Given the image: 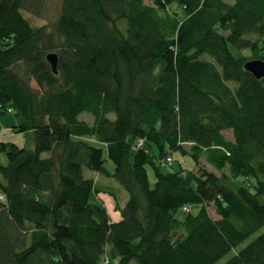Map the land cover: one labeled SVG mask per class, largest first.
Instances as JSON below:
<instances>
[{"label": "trees", "instance_id": "obj_1", "mask_svg": "<svg viewBox=\"0 0 264 264\" xmlns=\"http://www.w3.org/2000/svg\"><path fill=\"white\" fill-rule=\"evenodd\" d=\"M51 9L43 25L26 15ZM252 59L264 61V0H0V116L33 140L0 141V264H264V231L242 245L264 227Z\"/></svg>", "mask_w": 264, "mask_h": 264}, {"label": "rangeland", "instance_id": "obj_2", "mask_svg": "<svg viewBox=\"0 0 264 264\" xmlns=\"http://www.w3.org/2000/svg\"><path fill=\"white\" fill-rule=\"evenodd\" d=\"M147 1V0H146ZM226 2H229V3H232L233 0H224ZM32 21V24L34 25H43V24H47L49 18L52 19L54 17V11L53 9L49 10L48 12V17L46 18H43V17H34V16H31V15H28L26 14ZM117 27L119 29H122L124 30V21L123 20H119L117 22ZM31 85L35 88V84L33 82H31ZM109 116L111 118L114 117L113 114H109ZM80 118L87 121L88 123H92V119L91 117L88 115V114H82L80 115ZM18 122L16 120V118L14 117V115L11 113H7L3 116H0V131H2L3 128L7 129V130H11V128L15 125H17ZM4 129V130H5ZM15 133V132H14ZM13 133V134H14ZM224 137L226 139H232V132L230 130H226V131H223L222 132ZM24 134V133H23ZM4 138V137H3ZM23 141H24V144L22 146H28V147H32V136L31 134H28V135H24L22 137ZM10 141H12V138H10ZM45 156H48V153H43L42 154V157H45ZM103 156H104V168L109 172V173H112V170H113V164L112 162L107 159V156H106V152L104 150V153H103ZM0 162L2 164H4L6 162V159H5V156L0 153ZM176 162H174L172 164V168H176ZM187 165V164H186ZM206 165V168L212 172H214L215 174H219L218 171H216L213 167H211L210 165L208 164H205ZM169 169V168H168ZM83 176L84 177H87V178H93L96 180V178H98L96 180L97 182V185L100 187H104L106 189H108L109 191H111L113 193V195L115 196V200L119 203V205H121L124 201V199L127 197V194L126 192L124 191V189L111 177V176H106L104 174H100V175H97L96 172H93V171H90L86 168H83ZM148 175H149V179H150V184L153 183V178H152V173L151 171H148ZM122 194H124V196H122ZM98 197L102 200H104V202L102 201L103 205L105 206L106 208V211H107V214L108 216L110 217V215L114 218V219H119V213H118V210L116 208V203L113 199V197H109L108 194H102V193H99L98 194ZM3 198L1 195H0V199ZM123 198V199H122ZM106 204V205H105ZM207 211L209 213V215H211L212 217H216L215 213H214V210L213 208L211 207H207ZM195 207L192 208V211L194 212L195 211ZM110 213V214H109ZM111 219V217H110ZM262 231H264V227L258 231L257 233L255 234H252L251 236H249L244 242L242 245L248 243L251 239H253L255 236H257L259 233H261ZM226 260V258L220 260L217 264H221L223 263L224 261ZM130 264H135L133 261L130 263Z\"/></svg>", "mask_w": 264, "mask_h": 264}, {"label": "water", "instance_id": "obj_3", "mask_svg": "<svg viewBox=\"0 0 264 264\" xmlns=\"http://www.w3.org/2000/svg\"><path fill=\"white\" fill-rule=\"evenodd\" d=\"M46 60L50 65L53 73L57 72V54L49 53L46 56ZM244 69L250 72L256 79H261L264 77V61L261 59L248 60L244 64Z\"/></svg>", "mask_w": 264, "mask_h": 264}, {"label": "crops", "instance_id": "obj_4", "mask_svg": "<svg viewBox=\"0 0 264 264\" xmlns=\"http://www.w3.org/2000/svg\"><path fill=\"white\" fill-rule=\"evenodd\" d=\"M3 128L2 131H0V141H5V142H12L18 146H22L24 144V141L22 137L25 135L23 133H14L12 130H7ZM14 133V134H13ZM4 137V138H3ZM10 138H12V141H10ZM98 178H96L97 180ZM98 181V180H97ZM106 189V188H105ZM108 190V189H107ZM109 191V190H108ZM111 192V191H110ZM112 193V192H111ZM112 195H109L111 197ZM114 196V195H113ZM124 196V194H122ZM123 199V198H122ZM127 199V197L124 199V201ZM123 201V203H124ZM122 203V204H123ZM121 204V205H122ZM118 220V219H117Z\"/></svg>", "mask_w": 264, "mask_h": 264}, {"label": "built area", "instance_id": "obj_5", "mask_svg": "<svg viewBox=\"0 0 264 264\" xmlns=\"http://www.w3.org/2000/svg\"><path fill=\"white\" fill-rule=\"evenodd\" d=\"M141 143H142V141L139 140V141L137 142V146H140ZM159 165H160L161 167H163V168H169L170 165H171V157H170V156H166L165 158L159 160ZM186 210H187V208L184 207V208H183V211H186ZM114 220H115V219H114L113 217H111V221H114ZM107 263H108V259H107V258H104V260H103V264H107Z\"/></svg>", "mask_w": 264, "mask_h": 264}, {"label": "bare ground", "instance_id": "obj_6", "mask_svg": "<svg viewBox=\"0 0 264 264\" xmlns=\"http://www.w3.org/2000/svg\"><path fill=\"white\" fill-rule=\"evenodd\" d=\"M171 163H172V159H171ZM102 201L104 202V200H103V198H102ZM105 203V202H104ZM106 205V204H105ZM119 213V212H118ZM110 214V213H109ZM110 217H112L111 215H110ZM117 219H115L114 221H116Z\"/></svg>", "mask_w": 264, "mask_h": 264}, {"label": "clouds", "instance_id": "obj_7", "mask_svg": "<svg viewBox=\"0 0 264 264\" xmlns=\"http://www.w3.org/2000/svg\"><path fill=\"white\" fill-rule=\"evenodd\" d=\"M12 112V111H11Z\"/></svg>", "mask_w": 264, "mask_h": 264}]
</instances>
